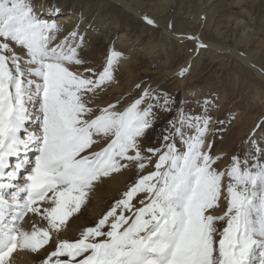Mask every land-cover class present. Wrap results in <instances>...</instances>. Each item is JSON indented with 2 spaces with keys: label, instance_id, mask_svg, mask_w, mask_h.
<instances>
[{
  "label": "snow or ice",
  "instance_id": "1",
  "mask_svg": "<svg viewBox=\"0 0 264 264\" xmlns=\"http://www.w3.org/2000/svg\"><path fill=\"white\" fill-rule=\"evenodd\" d=\"M61 12L0 0V264L23 249L40 264H264V140L254 131L221 166L226 120L208 98L192 113L141 82L100 106L122 54L89 63L87 31L62 27ZM128 171L95 222L66 238L96 185Z\"/></svg>",
  "mask_w": 264,
  "mask_h": 264
},
{
  "label": "rangeland",
  "instance_id": "2",
  "mask_svg": "<svg viewBox=\"0 0 264 264\" xmlns=\"http://www.w3.org/2000/svg\"><path fill=\"white\" fill-rule=\"evenodd\" d=\"M130 1L136 3L141 14H147L167 27L174 25V31L198 34L206 41L246 53L250 48L241 43L236 26L242 19L257 32L255 41L260 42L261 47L263 45L256 62L264 67V0ZM32 4L37 14L51 13V8L57 6L64 13H80L86 5L92 12L98 11L97 16H89L90 23L96 24V32L90 51L82 55L89 63L100 64L112 49L122 54L115 73L117 82L99 95L96 103L100 106L134 92L135 85L141 82L168 93L192 113L199 112L208 98L212 101L209 111L213 119L226 120L222 138L218 133L213 148L215 154L224 155L221 166L232 155H243L254 131L257 139L264 140V127L258 128L264 121V80L234 56L199 50L192 39L171 38L157 24L148 25L112 0H32ZM97 19L100 21L96 22ZM139 36L144 38L145 44L139 42L132 48L126 42ZM130 56H136V59L127 64ZM181 68L188 69L183 76L179 73ZM167 118L162 114L159 124ZM132 175L130 171L120 173L116 185H109L107 178L105 183H98L81 211L69 220L76 221L78 228L70 229L68 222L62 234L69 239L76 238L82 227L94 223L113 198L125 189ZM40 259L38 254L35 255L38 264Z\"/></svg>",
  "mask_w": 264,
  "mask_h": 264
},
{
  "label": "bare ground",
  "instance_id": "3",
  "mask_svg": "<svg viewBox=\"0 0 264 264\" xmlns=\"http://www.w3.org/2000/svg\"><path fill=\"white\" fill-rule=\"evenodd\" d=\"M112 2L122 5L124 8H126L127 10H129L130 12H132L133 14L139 16V17H143L144 14H141L142 12L139 10V7L136 5V3L134 1H130V0H112ZM62 10V9H61ZM99 13L98 11H93L88 7V5L85 6L84 10L79 12H65L64 10H62L61 14L57 17H55L57 19V22L59 24H61L62 27L66 26L68 30H71V28L75 25H82L81 27V32L84 33L85 31H87V45L85 46L83 53H87L90 51L91 47H92V43H93V37L95 35L96 32V24L95 23H90L89 20V16L94 15L97 16ZM178 14H181V12H179ZM38 15L44 17V18H48L49 15H55L53 13H38ZM155 20V19H154ZM100 20L97 19L96 22H99ZM156 24L160 27V29L162 30V32L171 37V38H175V39H179V40H183L186 39L188 37H192V36H196L199 37L200 41L203 42V44L206 45L205 50L207 51H211V52H215V53H222V54H228L231 56H234L237 60H239L240 62H242L243 64H245L246 66H248L251 70H253V72L261 79L264 80V67L260 66L258 64V62H256L257 58L262 54V50H263V45L261 47V43L255 41L254 35L257 34V32L255 30H251L250 27H248L246 25V22L242 19L238 20L236 22V26H237V30L240 34V39H241V43L250 48L246 53H243L244 55H241L242 52H240L237 48H233L230 46H226V45H222L210 40L206 39L204 40L202 37H200L198 34H194V33H190V32H177L174 31L172 29H170L169 27L163 25L161 22H159L158 20H155ZM104 23V22H103ZM102 24V23H101ZM107 24V23H105ZM155 24V25H156ZM156 25V26H157ZM183 37V38H181ZM128 42L132 48H134L136 46V44H138L140 42V44H145L144 43V38L143 37H138L136 39H129ZM200 50V48H198ZM262 58L264 59V54L262 56ZM136 59V56H130V59H127V64L129 63L130 60ZM121 61V59H120ZM187 63H185L186 65ZM174 72V71H173ZM173 72L171 73V75L173 74ZM170 75V76H171ZM30 158H33L32 156V152L30 151L28 153ZM119 174H113L110 178L108 179V183L109 185H116L117 184V178ZM104 183L106 182L103 181ZM69 228L72 230H76L78 228L77 226V222L72 220L71 222H69ZM68 234H70V232H67ZM72 236V235H71ZM70 236V237H71ZM43 253H41L39 255V258L42 256ZM35 255H37L36 253H32L29 250L23 249V250H18L16 253L13 254V262L14 264H38L35 260Z\"/></svg>",
  "mask_w": 264,
  "mask_h": 264
}]
</instances>
